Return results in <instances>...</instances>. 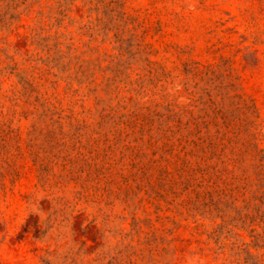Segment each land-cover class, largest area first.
<instances>
[{"label": "rangeland", "instance_id": "1", "mask_svg": "<svg viewBox=\"0 0 264 264\" xmlns=\"http://www.w3.org/2000/svg\"><path fill=\"white\" fill-rule=\"evenodd\" d=\"M25 8L0 32V264L264 262L228 232L264 191V0Z\"/></svg>", "mask_w": 264, "mask_h": 264}, {"label": "trees", "instance_id": "2", "mask_svg": "<svg viewBox=\"0 0 264 264\" xmlns=\"http://www.w3.org/2000/svg\"><path fill=\"white\" fill-rule=\"evenodd\" d=\"M26 0H0V32L3 33H9L12 34L14 31L20 27L21 23V16L25 12L27 8H25L23 11L20 9L23 4H25ZM12 70H15V68H12ZM3 74V71L0 70V75ZM13 74V71L11 72ZM18 77H20L19 74H17ZM20 82L31 85L29 81H26L25 79L20 77ZM7 99V101H14L15 99H18L16 97V94H13V96L3 97L0 95V107H3L2 99ZM252 110V114L256 113V110L254 109V105L248 106V110ZM227 125H230V122L226 120ZM251 123V122H250ZM247 132V131H246ZM242 132L239 131L238 135ZM249 135V134H248ZM251 137V135H250ZM252 138V137H251ZM239 137H236V143L239 142ZM246 145L248 147V151H253V157L259 162V177L260 181L262 182L260 189L264 188V155L262 154V150H259L258 147L252 143L251 139L246 142ZM223 156V153H217L216 151V160L220 161L222 166H219L216 164V181L220 180L222 177H225L224 182L226 186H233V181L237 180L238 177H234L233 170H230L228 167V163L223 159L221 160ZM231 181V182H230ZM244 188V187H243ZM239 190V187H234L231 191L230 199L233 200L232 205L234 202L237 201V197L235 193ZM256 201L259 202L258 205H253L251 202H249L246 206L248 208V212H243L242 210H237L235 208V216L228 222V225L232 227L228 232L231 233L233 231V228H251V236L254 238V244L253 248L256 250L260 248H264V245L261 244V242H264V191H261L259 196H255L254 198ZM251 209L252 211H249ZM260 226L263 229L262 234H255L256 229L255 226ZM238 249H241L242 253H245L246 257L244 260L245 264H264V262H261L258 258V256L254 255L249 249V245L247 248H240L237 246Z\"/></svg>", "mask_w": 264, "mask_h": 264}]
</instances>
